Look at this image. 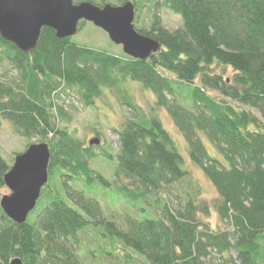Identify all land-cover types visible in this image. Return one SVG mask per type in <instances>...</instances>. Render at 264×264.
<instances>
[{
	"label": "trees",
	"instance_id": "1",
	"mask_svg": "<svg viewBox=\"0 0 264 264\" xmlns=\"http://www.w3.org/2000/svg\"><path fill=\"white\" fill-rule=\"evenodd\" d=\"M80 1H132L135 28L161 48L139 59L44 27L27 53L0 34L3 58L18 73L14 81L0 77V127L8 121L19 137L32 140L27 148L45 142L51 152L43 202L33 216L17 223L0 206V264L14 258L24 264H86L82 245L96 264L119 258L122 248L150 264H264V0H75ZM159 1L181 17L179 28L165 26ZM148 3L154 6L149 20L138 25ZM220 67L232 75L224 78ZM126 80L150 90L155 108L122 101L130 113L114 129L119 149L111 181L91 165L100 144L87 145L70 131L71 115L56 98L75 93L89 107L107 87L120 92L121 100L128 93ZM158 108L168 112L191 163L216 188L214 207L224 229H213L205 219L210 207L201 184ZM10 159L0 147V189L15 157ZM94 184L117 188L118 197L110 203L87 196L84 189ZM89 243L99 245L100 256ZM123 260L137 264L130 253Z\"/></svg>",
	"mask_w": 264,
	"mask_h": 264
},
{
	"label": "rangeland",
	"instance_id": "2",
	"mask_svg": "<svg viewBox=\"0 0 264 264\" xmlns=\"http://www.w3.org/2000/svg\"><path fill=\"white\" fill-rule=\"evenodd\" d=\"M149 5L151 8L154 6L148 3L145 8L140 11V16L138 20V25L149 20ZM150 8V9H151ZM157 12L165 26L169 29H177L182 25L181 17L178 14L172 12L167 6L159 1V6H157ZM75 41L87 45L93 48L105 49L108 51H114L116 53L121 52L122 46L115 44L109 37V35L101 28L95 26L92 22H86L82 30L75 36ZM4 54L2 49H0V77L7 81H14L18 73L11 65V63L3 58ZM224 78H228L232 75V70L230 68L223 69L217 68ZM128 93L121 97V93L113 89L104 87V96L95 100V104L91 106H84L78 99L75 93H70L69 95L62 93L56 98V102L59 105L64 106L69 114L71 115L70 123L68 124L70 131H74L77 136L83 140L87 145L89 141L93 138L98 137L100 139V145L94 147V151L97 154L96 158L91 162L93 168L100 171L108 180H115L114 168L117 165V151L119 149L118 134L114 129L120 128L122 122L125 120V116H128L130 111L129 108L122 103V101L135 100V102L145 110L150 111L151 106L155 108V96L148 90L143 88L138 82L132 80H126L123 82ZM211 94L216 92L209 91ZM152 112V110H151ZM151 114H155L152 112ZM157 114L162 120L164 127L173 135L179 144V148L184 152L186 167L192 172L195 179L201 184L202 197L208 201L210 207V215L205 217L209 221L210 226L215 230H220L225 228V224L221 222L219 214L215 210L214 201L218 197L217 190L213 184L206 178L202 171L194 166L187 156L186 152V142L182 134L175 127V124L168 114V112L163 108L157 109ZM96 132L99 133L97 136ZM31 139H24L19 137L12 128V125L3 120L0 127V147L4 151V156L7 160L15 157L17 154L22 153L26 150L28 142ZM207 147L212 154H216L215 150L206 141ZM182 152V153H183ZM84 192L87 196L93 197L94 199L103 202L107 200L110 203L114 200V197H118V190L114 187H103L100 184H94L91 188H85ZM11 190L6 186L0 189V199L3 195L10 194ZM177 194L174 192V195ZM43 202V196L39 199L38 207ZM116 207H120L119 202L115 203ZM106 212H111L109 207L106 208ZM29 216H33L30 213ZM106 216V215H105ZM91 231V230H90ZM89 231V233H91ZM84 236L89 237L84 234ZM105 245V244H104ZM88 246L97 256L101 255L99 245L97 243H89ZM123 248L120 250L122 253L119 258H110V261L105 258L98 259L103 264H126L123 260V255L130 253L131 256L137 260V264H150L142 255L132 251L129 248ZM79 252L83 259H85L86 264H96V262L91 259L90 254L86 253L84 246L79 247ZM109 257V256H108ZM111 262V263H109Z\"/></svg>",
	"mask_w": 264,
	"mask_h": 264
},
{
	"label": "water",
	"instance_id": "3",
	"mask_svg": "<svg viewBox=\"0 0 264 264\" xmlns=\"http://www.w3.org/2000/svg\"><path fill=\"white\" fill-rule=\"evenodd\" d=\"M135 17L136 6L132 1L101 6L75 0H0V34L27 53L36 48L44 27L54 29L61 38L73 37L79 33L81 21H88L103 29L127 55L146 59L156 53L161 44L137 31ZM90 144L98 145L100 139L93 138ZM50 157V148L45 142L31 144L15 156L4 176L5 186L11 193L0 199L1 208L11 220L25 222L36 207L49 179ZM9 264L24 262L14 258Z\"/></svg>",
	"mask_w": 264,
	"mask_h": 264
}]
</instances>
